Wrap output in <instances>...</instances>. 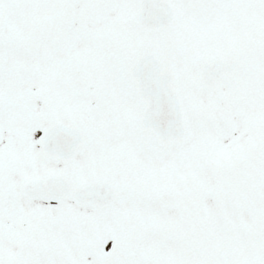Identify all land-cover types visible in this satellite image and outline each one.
I'll return each instance as SVG.
<instances>
[{"label":"snow or ice","instance_id":"6c2138e0","mask_svg":"<svg viewBox=\"0 0 264 264\" xmlns=\"http://www.w3.org/2000/svg\"><path fill=\"white\" fill-rule=\"evenodd\" d=\"M0 264H264V0H0Z\"/></svg>","mask_w":264,"mask_h":264}]
</instances>
